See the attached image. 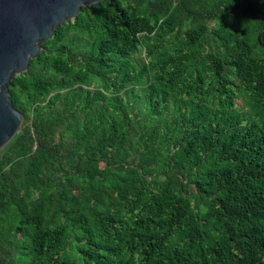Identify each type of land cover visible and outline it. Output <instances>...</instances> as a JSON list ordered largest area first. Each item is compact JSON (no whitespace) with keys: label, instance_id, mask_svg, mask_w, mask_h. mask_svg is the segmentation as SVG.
Returning <instances> with one entry per match:
<instances>
[{"label":"trees","instance_id":"1","mask_svg":"<svg viewBox=\"0 0 264 264\" xmlns=\"http://www.w3.org/2000/svg\"><path fill=\"white\" fill-rule=\"evenodd\" d=\"M8 92L0 264H264V0H105Z\"/></svg>","mask_w":264,"mask_h":264},{"label":"water","instance_id":"2","mask_svg":"<svg viewBox=\"0 0 264 264\" xmlns=\"http://www.w3.org/2000/svg\"><path fill=\"white\" fill-rule=\"evenodd\" d=\"M105 0H0V159L20 132L24 116L10 98L9 86L28 71L43 45L83 7Z\"/></svg>","mask_w":264,"mask_h":264}]
</instances>
